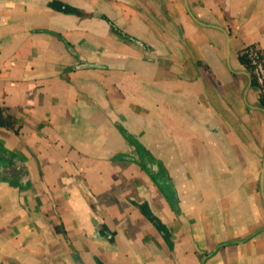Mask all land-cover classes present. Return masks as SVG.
Returning <instances> with one entry per match:
<instances>
[{"label": "crops", "instance_id": "1", "mask_svg": "<svg viewBox=\"0 0 264 264\" xmlns=\"http://www.w3.org/2000/svg\"><path fill=\"white\" fill-rule=\"evenodd\" d=\"M248 45L264 0H0V264H264Z\"/></svg>", "mask_w": 264, "mask_h": 264}, {"label": "built area", "instance_id": "2", "mask_svg": "<svg viewBox=\"0 0 264 264\" xmlns=\"http://www.w3.org/2000/svg\"><path fill=\"white\" fill-rule=\"evenodd\" d=\"M241 54L247 60L252 81L258 90L264 109V54L261 49L253 45L243 48Z\"/></svg>", "mask_w": 264, "mask_h": 264}, {"label": "trees", "instance_id": "3", "mask_svg": "<svg viewBox=\"0 0 264 264\" xmlns=\"http://www.w3.org/2000/svg\"><path fill=\"white\" fill-rule=\"evenodd\" d=\"M240 60L249 68V65L244 55L240 54ZM15 123H16V120L14 116L9 112V110L5 108L4 106H0V126L13 128L15 126ZM139 208L141 212L143 213V215H145L151 222H153V224L157 228H159L163 232H166V229L161 225L160 221L151 213L147 205L145 204L140 205ZM99 264L101 263L99 262Z\"/></svg>", "mask_w": 264, "mask_h": 264}, {"label": "water", "instance_id": "4", "mask_svg": "<svg viewBox=\"0 0 264 264\" xmlns=\"http://www.w3.org/2000/svg\"><path fill=\"white\" fill-rule=\"evenodd\" d=\"M92 66V64H81V67H89ZM140 162L144 165V167L147 169L148 173L151 174V176L155 179L158 180L159 179V175H158V167L157 164L151 160H149L147 158V156H145L144 154H141L140 156ZM9 164H7V171H11V167L8 166Z\"/></svg>", "mask_w": 264, "mask_h": 264}]
</instances>
